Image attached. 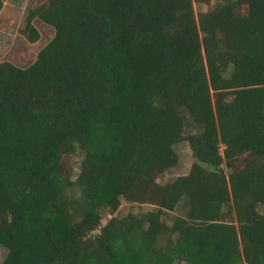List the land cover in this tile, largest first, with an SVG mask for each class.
<instances>
[{"label": "trees", "instance_id": "16d2710c", "mask_svg": "<svg viewBox=\"0 0 264 264\" xmlns=\"http://www.w3.org/2000/svg\"><path fill=\"white\" fill-rule=\"evenodd\" d=\"M36 19L35 59L0 61V264H264V0H45L29 42Z\"/></svg>", "mask_w": 264, "mask_h": 264}, {"label": "rangeland", "instance_id": "374dc122", "mask_svg": "<svg viewBox=\"0 0 264 264\" xmlns=\"http://www.w3.org/2000/svg\"><path fill=\"white\" fill-rule=\"evenodd\" d=\"M43 1L45 0H3L4 5L0 10V61L8 60L19 66H27L35 59L37 52L52 38L53 28L38 19L34 20V25L39 32L37 41L29 42L19 32V29L24 26L27 9ZM207 7L206 4H194L195 12L204 11ZM175 150L178 155V162L162 175L161 178L164 180L186 174L194 161L191 149L186 141L177 143ZM81 157L80 151L76 150L69 158L73 169V178L78 173ZM223 168L225 171L228 170L225 164H223ZM149 208H151L149 204H137L122 199L116 213L122 215L130 211L136 212ZM108 217H110V214L104 213L101 222L104 223ZM6 253L7 249L0 245V263Z\"/></svg>", "mask_w": 264, "mask_h": 264}, {"label": "water", "instance_id": "95a60500", "mask_svg": "<svg viewBox=\"0 0 264 264\" xmlns=\"http://www.w3.org/2000/svg\"><path fill=\"white\" fill-rule=\"evenodd\" d=\"M212 169L218 170V171L221 172V173H224V172H225V170H224V168H223V165H220V166H218V167H213Z\"/></svg>", "mask_w": 264, "mask_h": 264}]
</instances>
